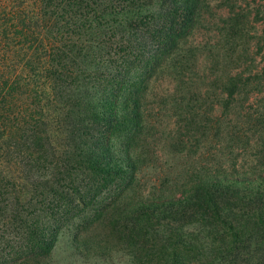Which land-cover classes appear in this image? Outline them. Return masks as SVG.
Masks as SVG:
<instances>
[{
  "label": "trees",
  "instance_id": "16d2710c",
  "mask_svg": "<svg viewBox=\"0 0 264 264\" xmlns=\"http://www.w3.org/2000/svg\"><path fill=\"white\" fill-rule=\"evenodd\" d=\"M242 1L0 0V264H264V113L221 117L264 91ZM224 127L257 163L208 167Z\"/></svg>",
  "mask_w": 264,
  "mask_h": 264
},
{
  "label": "rangeland",
  "instance_id": "374dc122",
  "mask_svg": "<svg viewBox=\"0 0 264 264\" xmlns=\"http://www.w3.org/2000/svg\"><path fill=\"white\" fill-rule=\"evenodd\" d=\"M246 3L248 4V6L246 5ZM241 4L243 7L247 6V8H256V9L259 8L260 9L261 6L264 5V0H244L241 2ZM251 20L252 19H250L249 27H250L252 34L250 33V36L255 37L256 31L259 32L264 25V9H261V15H259L257 19H253L252 23H251ZM252 26H254L253 28L255 29V32L252 31L253 29ZM262 56H264V54H262L261 56L260 55L252 56L254 61L251 63L249 67H245L244 72H242L243 75H248L251 70L250 76H252L254 74L255 66L258 63H259V67L261 66V64H263L262 62L264 61L262 60ZM263 92L254 93L251 97L249 96V99L245 98V96L240 95L238 100L233 104L234 106H232L233 108L231 109L229 115L227 114V115L221 116L224 118L222 122L224 124H227L228 126H236L239 129L242 127H246L245 120L248 114H251L253 116V114L256 112L264 113V96L262 95ZM206 107L208 109L207 117L215 118L216 120V117L218 116V114H220L219 110L214 109L216 107L212 109V106L210 104H207ZM260 117L264 118V116H260ZM226 119L230 122H227ZM175 121H176V118L172 117L169 122L171 125H173ZM220 131H221L220 133H216L217 131L214 128H212L206 133L202 134V136L207 137V140L205 142L203 141V143L205 144V149L207 150L206 156L208 157V159L210 158L212 159V160H209L210 161L209 163H207L208 167L210 168L218 167L216 163H221L223 166H225V164H228L231 160H233V158H236V162L238 165L236 167L238 168L239 171H242V169L248 168L252 166L254 163H257L256 162L257 158L253 154L255 152V149H254V142L256 141L255 135H252L251 133H249L250 143H247V141H244L242 143L235 142L232 148H228L226 147V145L229 146V143H228L229 137L224 134L225 131H227V128L226 127L221 128ZM242 140H246L245 137L242 138ZM235 145H239V148L236 147ZM161 146L164 147L163 144H161ZM240 148L241 149L244 148L243 149L244 151L240 150ZM161 153H165V154L161 155L160 158L158 159L157 164L159 166L164 167L165 159L170 165L174 164L176 166L182 163V160L179 157L177 158L176 156H173L171 154L167 156L166 154H169V153H167L166 147L162 148ZM194 156L197 159L200 157L199 154H196ZM186 161H190L194 165L196 164V161L192 160L191 156H187ZM242 164H243L242 168H239V165H242ZM148 172H149L148 176L150 175L153 176L157 172V170L148 169ZM58 248L60 250H58V252L55 253L54 255V260L56 264H71L69 259H66V256H68L69 253L67 252V250H65L64 243L60 244V247ZM77 264H101V263L93 261V260H91L90 262H84L82 260H78ZM117 264H120V263H117Z\"/></svg>",
  "mask_w": 264,
  "mask_h": 264
}]
</instances>
